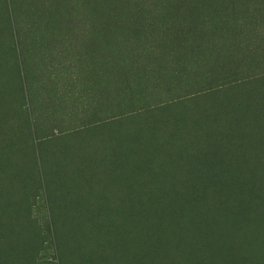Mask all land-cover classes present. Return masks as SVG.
<instances>
[{"label": "rangeland", "instance_id": "obj_1", "mask_svg": "<svg viewBox=\"0 0 264 264\" xmlns=\"http://www.w3.org/2000/svg\"><path fill=\"white\" fill-rule=\"evenodd\" d=\"M0 264H264V0H0Z\"/></svg>", "mask_w": 264, "mask_h": 264}, {"label": "trees", "instance_id": "obj_2", "mask_svg": "<svg viewBox=\"0 0 264 264\" xmlns=\"http://www.w3.org/2000/svg\"><path fill=\"white\" fill-rule=\"evenodd\" d=\"M166 29V28H165Z\"/></svg>", "mask_w": 264, "mask_h": 264}]
</instances>
